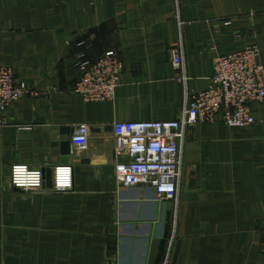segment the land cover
Returning a JSON list of instances; mask_svg holds the SVG:
<instances>
[{
  "label": "crops",
  "instance_id": "crops-1",
  "mask_svg": "<svg viewBox=\"0 0 264 264\" xmlns=\"http://www.w3.org/2000/svg\"><path fill=\"white\" fill-rule=\"evenodd\" d=\"M253 45L264 65V0H0V68L33 92L0 133V264H264V102L251 126L219 118L188 131L172 202L115 177L116 123L183 115L172 49L201 93L216 56ZM112 50L124 66L115 98L88 103L74 93L76 56ZM82 125L94 131L88 151L71 144L62 163L55 153L72 136L61 131ZM17 164L70 166L73 189L56 192L55 176L52 188L16 189Z\"/></svg>",
  "mask_w": 264,
  "mask_h": 264
},
{
  "label": "built area",
  "instance_id": "built-area-1",
  "mask_svg": "<svg viewBox=\"0 0 264 264\" xmlns=\"http://www.w3.org/2000/svg\"><path fill=\"white\" fill-rule=\"evenodd\" d=\"M79 46H84L83 42ZM177 81L185 90V109L180 120L167 122H127L113 126L115 153L127 157V163L116 166L115 177L123 188L151 187L163 201L177 199L178 183L183 171V145L186 134L204 123L220 120L230 127L245 128L256 120L252 105L264 102V65L257 45L216 56L214 75L208 90L194 93L189 76L183 71V51H170ZM123 63L115 50L108 51L98 61H91L79 52L74 63L78 82L74 93L88 103H106L115 98L121 84ZM26 83L18 81L12 68H0V133L7 125L6 113L22 98L32 95ZM92 129L80 126L71 139L74 151L82 155L89 149ZM54 190L73 189L70 166L55 170ZM11 184L25 191H41L45 187L42 170L26 164L12 168ZM264 250V243H263Z\"/></svg>",
  "mask_w": 264,
  "mask_h": 264
},
{
  "label": "water",
  "instance_id": "water-1",
  "mask_svg": "<svg viewBox=\"0 0 264 264\" xmlns=\"http://www.w3.org/2000/svg\"><path fill=\"white\" fill-rule=\"evenodd\" d=\"M93 131V130H92ZM94 132V131H93ZM62 135H67V136H73L75 131H70L68 129L62 130L61 131ZM60 146V151H57L55 154H60L62 159V163H68L69 157L72 155V150H71V142L70 141H65L63 143L59 144ZM120 160V163H127L128 159L127 157H118ZM88 162V161H86ZM44 173V178H45V186H48L52 188L53 186V169H47L43 171Z\"/></svg>",
  "mask_w": 264,
  "mask_h": 264
}]
</instances>
